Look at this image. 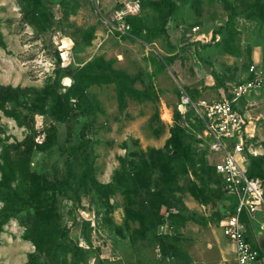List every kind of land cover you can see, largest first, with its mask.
Masks as SVG:
<instances>
[{
  "label": "rangeland",
  "instance_id": "374dc122",
  "mask_svg": "<svg viewBox=\"0 0 264 264\" xmlns=\"http://www.w3.org/2000/svg\"><path fill=\"white\" fill-rule=\"evenodd\" d=\"M36 1L45 20L30 17V10L39 6L31 5L29 0H0V85L26 92L28 95L19 96L20 102L30 105L45 101L49 109L50 88L58 81L56 89L61 95L72 83L62 69H75L95 59L106 63L116 78H133L132 87L150 96L140 101L125 94L120 97L122 102L117 80L94 81L87 92L91 102L98 104L85 124H79L75 99L66 105L64 118L68 119L63 122L51 116L28 115L18 103L7 104L11 115L0 109V180L4 165L19 158L31 139L34 143L45 141V130L52 126L57 127V145L45 153L34 148L30 151V169L47 175L49 182L62 178L67 166L72 165L65 149L79 142V132L90 143L93 171L103 184L111 181L119 168V158L131 161L138 150H166L174 126L182 129L193 160L203 158L212 166L209 139L195 111L188 108L189 115L180 113L178 120L175 111L183 91L193 100L220 94L216 85L210 87L212 72L224 83L236 77L241 80L254 53L264 70V21L256 12L261 9L264 13V5L257 0H169L174 10L165 25L166 35L161 31L166 13L162 0H138L140 12L135 16L152 37L146 43L143 38L147 33L143 38L125 37L111 22L113 10L128 0ZM50 22L48 29H41ZM169 56H173L171 66L159 70L156 61ZM227 74H234V78ZM248 101L252 103L249 113L259 118L256 123H264V98L250 97ZM158 126L160 132L155 136L153 129ZM11 184L14 186L16 180ZM193 185L205 187L189 169L178 179L180 190L174 195V206L159 207L164 223L156 227L155 234L168 238H164L161 248L143 246L141 252L166 264H235V255L222 236L220 220L214 216H224L234 198L222 193L220 199L201 204L188 191ZM213 186L211 179L207 187ZM57 204L62 216L60 231L67 230L70 239L88 250V264H144L145 257L128 242L138 222L126 221L125 199L120 195L109 196L104 202L89 191L82 192L77 203L58 196ZM3 206L0 200V210ZM170 214L182 215L183 222L176 229L168 223ZM85 220L91 227L90 247L80 235V224ZM25 232L23 215L2 224L0 264H29L28 257L35 253V247L23 238ZM35 264L47 263L41 257Z\"/></svg>",
  "mask_w": 264,
  "mask_h": 264
},
{
  "label": "trees",
  "instance_id": "16d2710c",
  "mask_svg": "<svg viewBox=\"0 0 264 264\" xmlns=\"http://www.w3.org/2000/svg\"><path fill=\"white\" fill-rule=\"evenodd\" d=\"M29 2L31 5L37 4L39 6L37 9L30 10V17L36 16L38 19L45 20L42 18L44 13L40 10V4L36 3V0H29ZM162 2L166 7V13L161 24V31L166 34L165 25L174 10V5L169 0H162ZM257 2L264 5V0H257ZM256 12L259 18L264 21V13L261 9ZM232 18L231 15L229 20ZM125 21L130 25L128 36L143 38L142 35L147 33L136 16H127ZM51 23L44 25L41 29H48ZM127 35L122 36L126 37ZM143 40L149 43L152 37L147 33ZM171 57L173 56L163 58V61H156L159 70H163L165 66H171L173 61ZM62 71L70 77L72 83L61 95L56 89L58 81L50 88L49 109L46 107L45 101L40 100L30 105L23 104L19 101V96L28 95L26 92L24 93L19 87L1 85L0 109L7 115H11V111L6 109V105L18 103L23 105L28 115L51 116L57 122H63L68 119L64 118L66 105L69 100L75 99L74 109L79 114V124H85L93 116L97 108L96 104H98L96 101H94L95 105L91 102L87 92L88 86L94 81L117 80L118 98L122 102L124 101L120 97L125 94L140 101L146 100L150 96L147 92L132 87L133 78L123 75H118L116 78L115 73L108 70L107 64L102 60L95 59L75 69H71L70 66L65 67ZM212 75L215 82L218 83L217 75L214 72ZM248 78L250 77L247 72V77L244 80ZM190 97L192 98V96ZM59 98L62 99V104ZM52 111L55 112L54 115V112L51 113ZM180 113L179 109L176 108V120L180 118ZM186 113L189 115L188 109L184 115ZM14 116L18 117V114ZM159 132V126L153 129L155 136ZM45 133V141L34 143L31 139L27 144L28 148L20 153L19 158L4 165L0 180V200L4 204L0 210V231L2 224L10 218L19 215L24 216L26 232L23 238L30 241L35 247V253L28 257L29 264H35L41 257L47 264H88V250L70 239L67 230L60 231L59 229L62 216L58 212V196H65L72 203H77L82 192L93 191L104 202L108 201L109 196L120 195L125 199L126 221L138 222V226L128 236L129 244L137 252H140L143 258L145 257L144 264H166L162 260L146 256L141 252L140 247L155 245L161 248L163 246V240L167 236L155 234L156 227L164 223L163 217L159 214V207L161 205H165L167 208L174 206V195L180 190L178 186L179 177L186 175L188 170L192 169L194 176L205 187L188 186V191L201 204H207L213 199H220L222 193L224 194L222 179L215 172L214 167L203 158H199L198 162L193 160L190 146L185 145V136L179 126H174L171 129V135L165 145L166 150L154 148H149L146 151L138 150L134 154L135 160L131 161L128 158H119V168L114 170L111 181L105 184L100 183L95 177L92 164L93 157L88 154L91 151L89 150L90 143L84 140V134L81 132H79V142L68 150L61 147L68 152L72 160V165L67 166L62 178L57 179L55 177L56 179L50 183L47 175L43 176L32 171L30 169V151L34 148L38 152L45 153L57 145V127L52 126L45 130ZM57 148L60 150L59 146ZM246 156L248 160L247 176L264 180V156H253L248 153ZM211 179L214 186L209 188L207 182ZM12 180H16L14 186L11 184ZM229 210L224 216L218 213H215L214 216L221 220L228 214ZM179 222H183L182 215L170 214L168 216V223L174 229L178 227L176 225ZM80 235L85 244L90 247L91 227L88 220L81 222Z\"/></svg>",
  "mask_w": 264,
  "mask_h": 264
},
{
  "label": "built area",
  "instance_id": "2783aa9c",
  "mask_svg": "<svg viewBox=\"0 0 264 264\" xmlns=\"http://www.w3.org/2000/svg\"><path fill=\"white\" fill-rule=\"evenodd\" d=\"M140 12L138 0H128L115 8L110 16L112 24L122 35H127L130 25L127 16ZM198 28H193L196 31ZM248 79L229 85L228 94L219 99L204 98L193 100L185 91L180 96L178 109L181 113L193 109L197 114L203 132L208 137V150L213 156L212 166L222 179V188L226 196L234 198V204L228 214L219 222L224 238L232 244L236 264H254L258 251L250 244L246 235L243 215L255 217L258 212L264 213V180L247 176L242 162L248 160L246 154L256 156L250 150L248 131L250 119L247 115V97L263 86V72L252 63L248 68ZM242 102L244 104H242ZM264 230V219L260 223Z\"/></svg>",
  "mask_w": 264,
  "mask_h": 264
},
{
  "label": "crops",
  "instance_id": "0c3cea01",
  "mask_svg": "<svg viewBox=\"0 0 264 264\" xmlns=\"http://www.w3.org/2000/svg\"><path fill=\"white\" fill-rule=\"evenodd\" d=\"M195 32V31H194ZM200 37V36H199ZM199 37H197V39H200ZM256 53H254V57H253V61L252 63L256 64L257 67L263 72V77H264V70L261 67V65L259 64L258 61V57L255 55ZM251 63V64H252ZM262 68V69H261ZM213 73V72H212ZM215 73V72H214ZM216 74V73H215ZM218 77V76H217ZM227 77H231L234 78V74L233 75H228ZM247 77V73L245 74L244 77H242L241 80H244ZM210 79L212 81L210 82V87L212 86V88L214 87V85H216V92H220V94H218V96L216 98H208L207 100H213V99H219L222 96H225L228 94V88L230 84L236 83L238 81H241L239 79H237L234 81L230 82H223L219 79L218 77V83L215 84V79L213 78V75L210 76ZM188 93V92H186ZM256 93V94H255ZM252 93L254 95H250L247 97V101H244L245 105H248L249 107L252 106V103L249 104L250 102L248 101L250 99V97H257V98H264V82H263V86L262 88H260L257 92ZM189 96H191L190 94H188ZM205 99V98H204ZM242 102V104H244ZM255 103V101H254ZM253 103V104H254ZM249 107L247 109V115L250 119V123L248 125V131L250 132V134L252 135V138H250V150L251 151H255L256 152V156H264V142L263 143H259V139L264 140V131L259 132V128H264V123L260 122V123H256L258 122V116L253 117L250 113H249ZM255 116V115H254ZM258 138V140H257ZM251 155V154H250ZM242 165L247 169V164L246 162H242ZM229 198V197H228ZM229 201L231 202V200L229 199ZM232 203V202H231ZM233 204L230 205V208L232 207ZM264 219V213L263 212H258L256 214L255 217H249L247 215H243L242 216V220L245 224L246 227V235H247V239L250 242V244L258 251L259 253V257L256 260V262L254 264H264V230L260 229V223L261 221ZM223 236V235H222ZM224 237V236H223ZM225 239V238H224ZM226 240V239H225ZM227 241V240H226ZM228 242V241H227ZM228 244L230 245L233 254L234 253V248L232 246V244H230L228 242ZM236 262V260H235ZM236 264V263H235Z\"/></svg>",
  "mask_w": 264,
  "mask_h": 264
},
{
  "label": "water",
  "instance_id": "95a60500",
  "mask_svg": "<svg viewBox=\"0 0 264 264\" xmlns=\"http://www.w3.org/2000/svg\"><path fill=\"white\" fill-rule=\"evenodd\" d=\"M179 110L182 111V108L180 107Z\"/></svg>",
  "mask_w": 264,
  "mask_h": 264
}]
</instances>
